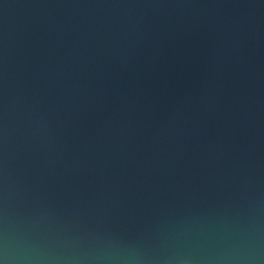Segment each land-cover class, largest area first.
<instances>
[{
  "label": "water",
  "instance_id": "water-1",
  "mask_svg": "<svg viewBox=\"0 0 264 264\" xmlns=\"http://www.w3.org/2000/svg\"><path fill=\"white\" fill-rule=\"evenodd\" d=\"M53 253L264 247V0H0V203Z\"/></svg>",
  "mask_w": 264,
  "mask_h": 264
},
{
  "label": "clouds",
  "instance_id": "clouds-1",
  "mask_svg": "<svg viewBox=\"0 0 264 264\" xmlns=\"http://www.w3.org/2000/svg\"><path fill=\"white\" fill-rule=\"evenodd\" d=\"M0 264H264V247L257 241L213 251L184 248L179 242L169 247H135L108 241L95 250L56 254L30 228L10 225L5 199L0 203Z\"/></svg>",
  "mask_w": 264,
  "mask_h": 264
}]
</instances>
